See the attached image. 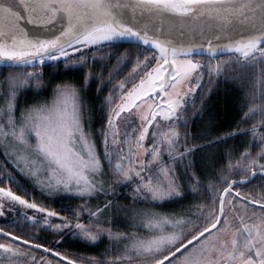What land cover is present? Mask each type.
Returning a JSON list of instances; mask_svg holds the SVG:
<instances>
[{"label":"snow or ice","instance_id":"6c2138e0","mask_svg":"<svg viewBox=\"0 0 264 264\" xmlns=\"http://www.w3.org/2000/svg\"><path fill=\"white\" fill-rule=\"evenodd\" d=\"M0 264H264V0H0Z\"/></svg>","mask_w":264,"mask_h":264},{"label":"trees","instance_id":"16d2710c","mask_svg":"<svg viewBox=\"0 0 264 264\" xmlns=\"http://www.w3.org/2000/svg\"><path fill=\"white\" fill-rule=\"evenodd\" d=\"M50 95H51V94H49V98H50ZM229 115H230V112L226 111V112H225V118L227 119ZM224 130H225V131H228V130H230V129L225 128Z\"/></svg>","mask_w":264,"mask_h":264},{"label":"rangeland","instance_id":"374dc122","mask_svg":"<svg viewBox=\"0 0 264 264\" xmlns=\"http://www.w3.org/2000/svg\"><path fill=\"white\" fill-rule=\"evenodd\" d=\"M50 98H51V95H50ZM50 98H49V99H50Z\"/></svg>","mask_w":264,"mask_h":264}]
</instances>
